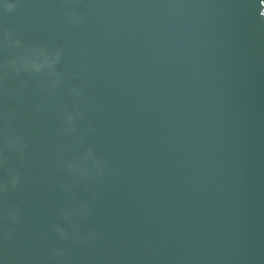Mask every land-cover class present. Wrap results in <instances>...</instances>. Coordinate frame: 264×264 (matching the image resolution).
<instances>
[{"label":"water","instance_id":"obj_1","mask_svg":"<svg viewBox=\"0 0 264 264\" xmlns=\"http://www.w3.org/2000/svg\"><path fill=\"white\" fill-rule=\"evenodd\" d=\"M62 264H264V0H149Z\"/></svg>","mask_w":264,"mask_h":264},{"label":"clouds","instance_id":"obj_2","mask_svg":"<svg viewBox=\"0 0 264 264\" xmlns=\"http://www.w3.org/2000/svg\"><path fill=\"white\" fill-rule=\"evenodd\" d=\"M25 62H27V61H25ZM58 62H59V53H56V54L53 55V56H47V57H46V60H45V63H46V65H47L49 68L53 67V66H54L56 63H58ZM69 119H71V117H69ZM16 182H17V181H16V179L14 178V179L12 180V184L15 185ZM58 232H59V234H60L61 236H66V235H67V233L64 232L63 229H58Z\"/></svg>","mask_w":264,"mask_h":264}]
</instances>
